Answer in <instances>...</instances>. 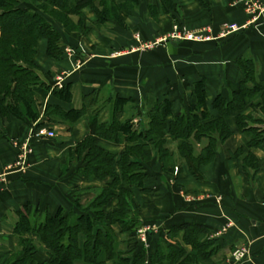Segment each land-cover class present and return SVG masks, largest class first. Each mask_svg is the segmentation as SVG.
<instances>
[{
	"label": "crops",
	"instance_id": "0c3cea01",
	"mask_svg": "<svg viewBox=\"0 0 264 264\" xmlns=\"http://www.w3.org/2000/svg\"><path fill=\"white\" fill-rule=\"evenodd\" d=\"M152 2L158 10L157 18L149 14V0H143L137 12L120 13L124 26L114 23L105 32L96 25L97 18L90 8L84 9L91 27L87 34L69 32L56 24L64 39L61 59L50 58L47 41L39 42L35 62L42 72V85L36 89L40 117L36 121L13 118L0 126V172L15 161L16 141L24 142L30 136L35 138L31 140L34 151L26 172L11 174L7 184H0V264H5L17 249L14 230L19 209L26 206L35 216L55 213L60 207L71 210L78 196L82 203L90 201L96 196L92 192L111 181L110 177L91 180L77 171L81 163L75 150L91 133L88 118L74 126L52 123L43 113L47 104L70 110L79 108L82 97L95 91L115 93L133 101L127 107L125 119L132 118L134 127L140 128L149 97L159 102L169 99L174 114L190 111L197 105L195 85L202 80L211 117H218L213 102L219 95L228 98L239 89L244 75L238 60L245 55H252L259 61L260 77L264 79V18L249 24L242 0H204V3L174 0L181 10L179 19L165 12L160 0ZM176 21H182L190 29L211 26L215 40L163 41L151 49L111 56L115 51L138 45L136 34H140L143 42L166 39ZM225 23H237L243 29L234 35L220 37ZM66 84L73 87L71 102L53 94V90H60ZM243 113H252L254 118L264 121V115L250 106ZM236 115L228 118L234 137L220 146L211 163L202 166L200 179L189 171L178 154L177 143L172 142L175 169L163 170L154 157L145 165L144 185L130 187L142 224L153 228L151 253L155 252L157 239L163 231L185 223L202 224L222 247L214 256L217 264H226L230 254L243 246H249L251 254L249 259L238 264H264V140L256 148L245 146ZM257 125L264 126V122ZM41 129L53 130L55 136L39 135ZM127 144L124 134L117 142L98 139L99 147L118 155L124 152ZM202 146L204 144H198L197 148ZM239 149H244V153L232 157ZM249 153L257 157L256 171L245 167L244 160ZM115 169L119 174L117 165ZM117 203L115 198L107 210L111 211ZM229 223L233 226L218 236ZM36 240L39 246L36 258L44 263L48 259L47 250L40 239Z\"/></svg>",
	"mask_w": 264,
	"mask_h": 264
},
{
	"label": "trees",
	"instance_id": "16d2710c",
	"mask_svg": "<svg viewBox=\"0 0 264 264\" xmlns=\"http://www.w3.org/2000/svg\"><path fill=\"white\" fill-rule=\"evenodd\" d=\"M160 1L166 13L179 19L181 10L174 0ZM199 1L204 3V0ZM142 2L0 0V126L13 118L36 121L40 117L36 89L42 85V72L35 58L41 40L47 41L50 58L63 57L64 39L57 25L69 32L87 34L91 27L84 9L90 8L97 18L96 25L105 32L114 23L124 26L120 13L137 12ZM148 8L149 14L157 18L158 10L152 0H149ZM238 65L243 71V80L239 89L228 98L219 95L214 100L216 118L211 117L208 109L204 80L195 85L197 105L190 111L174 114L169 99L159 102L157 98L149 97L140 128L134 127L132 118L125 119L127 107L133 101L115 93L95 91L82 97L79 108L70 110L47 104L43 113L52 123L74 126L88 118L91 133L75 150L81 163L77 171L91 180L110 177L111 181L90 201L82 203L78 196L71 210L60 207L55 213L35 216L26 206L19 209L14 230L17 249L5 264H217L214 256L222 247L210 237L209 228L202 224L185 223L163 231L153 253L150 250L148 253L141 243L133 249H123L122 245L129 246V241L122 242L120 236H135L141 225L136 206L132 205L130 187L144 185L145 165L157 157L163 170L175 169L172 142L177 143L178 154L198 179L202 166L211 163L220 146L234 137L228 121L231 116L237 114L235 119L245 146L256 148L261 145L264 128L257 124L263 123V119L243 111L250 106L264 115L262 66L252 55L240 58ZM53 94L61 100L73 101L71 84L53 90ZM121 134L126 136L128 144L120 155L99 147L98 139L117 142ZM198 144L204 146L198 149ZM243 153L244 149L236 150L232 157ZM244 161L245 167L258 169L257 157L253 154L249 153ZM115 198L118 199L117 206L108 211V205ZM36 238L41 240L48 253L44 263L36 258L39 250Z\"/></svg>",
	"mask_w": 264,
	"mask_h": 264
},
{
	"label": "built area",
	"instance_id": "2783aa9c",
	"mask_svg": "<svg viewBox=\"0 0 264 264\" xmlns=\"http://www.w3.org/2000/svg\"><path fill=\"white\" fill-rule=\"evenodd\" d=\"M245 6V12L249 15V24L258 23L264 18V2L260 0H242ZM243 29V26H240L237 23H225L223 24L222 32L220 37H227L234 35L240 32ZM213 30L211 26H206L199 29H190L184 24L176 22L174 24L172 32L164 40H158L156 42H143L140 34L135 35V40L138 43L135 47L129 50L124 51H115L111 54L112 57H119L124 54L133 53L135 51H143L151 49L156 46L158 43L163 41H176V40H188L195 42H208L215 40L213 36ZM72 51V50H70ZM60 86V84H59ZM39 135H46L48 137H54L55 132L53 130L41 129ZM38 136H36V139ZM32 139H35L33 136H30L24 142H15L17 146L18 153L15 161L11 164H8L2 172H0V184L4 185L9 182L8 178L11 174H24L26 169L29 168V157L33 152ZM233 226L232 223L226 225L222 228L223 230L218 232L217 235H222L224 232ZM153 228L151 226H143L139 228L138 238L144 244L143 246L150 248V242H148V236L152 234ZM251 254L249 246H243L234 250L230 257L226 260V264H238L249 258Z\"/></svg>",
	"mask_w": 264,
	"mask_h": 264
},
{
	"label": "rangeland",
	"instance_id": "374dc122",
	"mask_svg": "<svg viewBox=\"0 0 264 264\" xmlns=\"http://www.w3.org/2000/svg\"><path fill=\"white\" fill-rule=\"evenodd\" d=\"M142 124H143V122H142V119H141V126H142ZM263 128H264V126H262ZM33 146V145H32ZM34 149V148H33ZM34 151V150H33ZM30 158V157H29ZM96 192H98V191H96ZM96 192H92V193H96ZM88 194H91V192L90 193H88ZM132 205H134L135 206V204H134V200H133V203H132ZM137 208L135 209V211H136V213H137ZM143 226H149V225H145V224H142V222H141V225L140 226H138L137 227V231H136V235L135 236H133V235H130V234H128V235H125V237H124V239H123V237H121L120 236V240L123 242L124 240L125 241H129V246H126L125 244H123L122 246H123V249H127V248H129V247H132L131 249H133L138 243H141V245L143 246L144 244L139 240V238H138V231H139V228H141V227H143ZM144 248L148 251V253H149V250H151V248H147V247H145L144 246ZM249 259V258H248ZM245 261V260H244ZM243 262V261H242Z\"/></svg>",
	"mask_w": 264,
	"mask_h": 264
},
{
	"label": "water",
	"instance_id": "95a60500",
	"mask_svg": "<svg viewBox=\"0 0 264 264\" xmlns=\"http://www.w3.org/2000/svg\"><path fill=\"white\" fill-rule=\"evenodd\" d=\"M178 41V40H177ZM151 240V235L148 236V242H150Z\"/></svg>",
	"mask_w": 264,
	"mask_h": 264
}]
</instances>
